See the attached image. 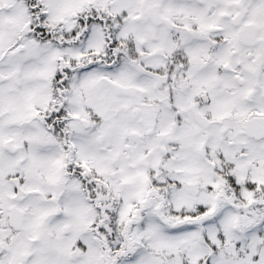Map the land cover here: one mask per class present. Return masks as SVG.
<instances>
[{
  "label": "snow or ice",
  "instance_id": "snow-or-ice-1",
  "mask_svg": "<svg viewBox=\"0 0 264 264\" xmlns=\"http://www.w3.org/2000/svg\"><path fill=\"white\" fill-rule=\"evenodd\" d=\"M0 264H264V0H0Z\"/></svg>",
  "mask_w": 264,
  "mask_h": 264
}]
</instances>
